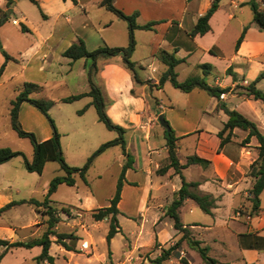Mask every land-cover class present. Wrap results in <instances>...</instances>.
<instances>
[{
	"label": "crops",
	"instance_id": "1",
	"mask_svg": "<svg viewBox=\"0 0 264 264\" xmlns=\"http://www.w3.org/2000/svg\"><path fill=\"white\" fill-rule=\"evenodd\" d=\"M8 1L10 0H0V9L5 10L8 15L4 23L12 24L17 30H20V23H23L30 29L29 32L25 33H32L36 38L35 42H30L24 52H18L16 55L8 53L17 59L16 61H8H27L25 59L27 55H36L44 45H47L49 40L50 42L52 41L53 45H49L48 48L56 49L55 53H59V58H61L63 56L62 51L72 42H76L79 38L84 41L83 37L75 34V32L70 36H62L59 40H56L53 34L47 36L38 34L37 29L29 23L27 13L21 7V0H11L12 2L9 6L7 5ZM89 1L77 0V3L74 4L71 0H37V7L41 12V17L48 19L53 14L61 17L68 11H76V8L85 9L86 3ZM248 1L220 0L218 8L209 19L210 30L202 35L196 34L195 36H190L189 31L198 17L208 9L211 0H112L114 6L119 9L121 8L126 14L137 11L136 22L138 24H144L153 20L160 21L153 26V29L134 30L135 46L131 56L138 46L146 47L147 55L157 61H159L155 56L157 50L174 51L176 56L184 59L174 68L178 81H183L190 75L203 76L207 83L212 86L228 87V90L223 92V98L210 95L207 91L198 87L188 92H183L172 85L171 87L168 86L167 83H170L169 81H165L161 86L154 85L158 83L160 75L166 69L165 64L163 71L156 78L149 75L140 76L144 84L139 89L134 87L130 74L121 65L122 61L117 60V58H120L118 55L112 56L110 59L103 56L98 57V59L101 58L102 64L101 68L96 72L113 99V103L107 109L108 113L110 109L121 103V110H126L125 114L128 120H131V127L136 134L140 133L147 142L152 138L154 139L157 134L163 137L159 144L152 145L149 142L145 148H141V154L143 151L145 153V159H142L141 164H138V157H135L133 162V167L140 165L145 173L142 184L141 211L146 213L149 210H154L151 228L160 242L162 241L158 237V232L165 220L158 221V219L163 215H166V218L169 217L166 214V210L173 200L175 192L181 186V178L179 174L174 172L172 167L163 174L156 172L159 167L158 160L162 158L166 159L167 156V148L163 136L164 127L161 126L162 129H158L156 123L158 121H153V118L157 117L158 109L162 108V101L156 98L154 99V104H151L146 98L145 88L147 84L150 86V80L155 87L168 90L170 95L175 97V99L182 98V101L179 102L181 104H177L171 97L167 106L169 108H167L168 111L179 106L183 112L184 118L182 117V119L184 122L182 124H175L172 122L170 116L168 118L172 123V127H174L175 135L179 137L176 140L179 162L183 164L188 156L197 155L208 159L209 163L207 165L191 163L181 168V172L186 181H198L197 191L202 194H212L216 198V202L215 207L212 208V214H208L211 217V221L209 222H203L202 224L191 222L187 224L183 220L182 210L192 212L194 207H198L197 203L191 198L183 200L179 207V215L182 223L188 226L192 233L194 232V234L199 235V239L193 237L192 234L191 237L199 240L202 246L208 247V254L210 251L215 250L212 257L216 258L219 264H264V246H261V241L264 242V210H262L261 198L260 216L246 221L234 215L237 206L249 203L248 193L254 178L248 175V171L250 164L257 157L256 146L258 145V141L255 136H251L248 142L242 143L241 141L247 135V130L237 127L232 130L230 140L221 146L219 144L220 139L217 136L218 131L228 118L221 104L247 117L264 136V104L260 99H254L252 96L246 95L244 89L245 86L264 71V31L259 29L253 22L252 11L247 4ZM100 2L101 0L97 1L98 4ZM248 10L251 12V15H249ZM12 19H16L17 23H13ZM66 19L69 18L66 17ZM113 22V20H110V22L104 23V26L101 28L105 29L111 26ZM245 25H247V28L244 37L238 47L235 48L236 40ZM142 30H145L146 33L140 32ZM138 32H140V38L137 36ZM144 34L145 37L143 36ZM59 43L61 44L55 48L56 44ZM104 44L107 45L106 43ZM0 46L5 50L1 40ZM63 57L74 61L69 57ZM83 59V65L86 70V60L88 58ZM40 60L39 69L43 70L45 68L46 52L41 55ZM134 62L141 69L143 68L139 62ZM202 64H207L208 66H201ZM152 70L154 71L155 68L153 67ZM180 71L182 73L181 76ZM118 81H121V84ZM87 85L88 88L82 92H86L90 88L88 79ZM255 85L264 91V77L257 80ZM120 86H124V90L128 93V96L122 102L112 93L116 88V91H119ZM132 87L135 89L134 95H130L129 92ZM150 87L152 88L153 86ZM193 114L196 124L190 125L188 120L192 119ZM50 136L47 135L41 140ZM189 137L191 139H188ZM126 141L127 150H130L131 147L133 151L131 154L135 156L138 153L135 140L133 141L132 139L130 141L126 139ZM181 148L184 151L180 155L179 150ZM121 200L122 198L118 202L119 210ZM142 226L143 222L141 221L140 230ZM19 228L24 229L22 227ZM198 229H200V232ZM0 230L8 231V239L10 240H23L19 238L14 239L16 232L12 224L5 223L4 225H0ZM202 235L205 237L202 238ZM207 235L209 238H207ZM176 236H181V233L177 232ZM110 243L112 242L110 241ZM50 247L49 254L52 255ZM33 248L36 251L30 256L35 260V256L41 251V246L35 245L25 249ZM2 249L0 247V251ZM12 249L8 250L6 254L9 251L11 252ZM110 251L109 260L115 264H124V262L118 261L119 256L114 254L112 248H110ZM180 252L183 253L182 250ZM63 253L67 255L74 253V251L63 247ZM5 255L0 260V264H3ZM126 260L130 261L129 257ZM190 261L191 256L188 264H190ZM42 262L48 264L46 260ZM104 262H106V259L103 260V264ZM54 264H56L55 257Z\"/></svg>",
	"mask_w": 264,
	"mask_h": 264
},
{
	"label": "rangeland",
	"instance_id": "2",
	"mask_svg": "<svg viewBox=\"0 0 264 264\" xmlns=\"http://www.w3.org/2000/svg\"><path fill=\"white\" fill-rule=\"evenodd\" d=\"M97 1L90 0L86 3L85 9L76 8V11H68L61 17L53 14L48 19H43L37 5L29 0H21V7L27 13L29 23L37 29L38 34L40 33L44 36L53 34L54 38L59 40L60 37L70 36L75 32V34L83 37L88 50L96 49L98 46L105 45L104 43L107 45H126L127 24L125 20L118 18L113 12L98 4ZM249 13L251 15L250 11ZM66 17L69 19H66ZM110 20L114 21L113 24L102 29L101 27L104 26V23H108ZM140 32L146 33L145 30ZM140 32L137 34L138 38H140ZM143 36L145 37V34ZM0 40L8 53L16 55L18 52H24L30 42H35L36 38L32 33L17 30L15 26L6 22L1 25ZM60 44H56L55 48ZM49 45H53L50 40L36 55H27L25 57L27 61L25 62L7 61L0 74V146H9L14 150L23 152L28 159L32 158L33 146L30 140L17 136L11 127L9 116L11 100L19 92L23 83L30 81L37 83L41 88L31 92L29 96L55 101L48 109V114L54 120L60 134L63 158L69 165L82 166L87 157L101 143L114 139L118 136V133L115 129H108L103 122L98 120L96 109L93 105H89L82 113H78V110L90 102L91 97L84 96L71 102L60 101L62 97L82 92L88 88L87 68L89 67L90 59L86 60L85 70L83 58L74 61L68 60L63 56L59 58V53H55L56 49L48 48ZM45 52L46 61L45 63L43 62L45 68L41 70L39 69L40 58ZM106 58L110 59V57ZM3 59L0 51V66L3 63ZM100 59L96 61L98 69L101 68L102 64ZM131 59L143 66L142 69L138 65L136 66L139 78L143 75L156 78L165 67L163 63L150 58L146 53V47L143 46H138ZM117 60L121 62L120 58H117ZM121 65L131 76V72L122 63ZM153 67L155 68L154 71L152 70ZM206 78L208 77L206 76ZM95 81L101 89L107 112V109L113 103V99L98 74L95 75ZM118 82L121 84V81ZM132 82L137 89L144 84V82L135 83L133 80ZM149 83L153 87L146 85L147 100L151 104H154V99L156 98L162 101V108L158 109L159 112L157 114H166L165 116H168L166 120L171 127L172 123L168 119L169 116L175 124H182L184 122L182 119V108L178 106L173 110H167L169 99L172 97L168 90L155 87L154 85L156 84L153 85L150 80ZM167 85L171 87L170 83H167ZM119 88V91H116L117 88L115 90L112 89L115 91V93L114 91L112 93L122 102L128 96V93L124 90V86ZM132 89L133 87L129 91L130 95L135 94V89L131 92ZM120 91L121 93H119ZM172 98L177 104H181L179 103L182 101L181 97ZM121 105L120 103L110 109L107 115L113 123L126 129V139L135 140L138 153L133 158L135 160V157H138V164H141L142 159H145V153L143 151L141 154V148H145L149 142L152 145L159 144L163 137L157 134L154 139L152 138L147 142L140 133L136 134L131 127V120H128L125 114L126 110H121ZM18 120L24 130L35 134L37 140H41L47 135H52V128L46 116L29 102L24 101L20 104ZM153 121H158L156 116ZM188 121L190 125L196 124L194 114L192 119ZM156 123L157 128L162 129L160 123ZM172 128L174 129V127ZM188 139H191V137ZM129 151L133 152L131 147ZM183 151L184 149L181 148L179 154H183ZM23 161V156L17 155L0 164V206L10 200L23 198L33 197L42 200L51 178L64 174L57 161H48L41 174L27 171L24 168ZM123 162L124 156L121 146H110L93 160L86 173L87 183H84L76 176L74 185L70 186L61 183L50 196V204L56 208L60 217L55 230L65 233L71 232L76 236L79 235L77 236L78 238L71 241L65 239L75 248L74 253L67 255L63 253V247L59 245L60 243L56 242V237L54 235L50 236L53 241L50 253L55 257L56 264H103L105 259L106 262L104 264H115L108 258V248H112L114 254L119 256L118 261L124 262V264H152L151 260L159 255L161 248H168L180 237L176 236L177 231L172 226V219L170 217L166 218V215L160 216L158 219V221L165 220L158 232V237L162 242L154 235L151 228L154 210H149L145 213L140 208L145 173L139 165L129 168L125 173L121 190L122 200L117 215L121 229L113 236L111 239L112 243L108 246L105 237L109 220L107 217L102 220H94L92 211L97 207L109 204V200L115 192ZM164 162L165 158L159 159V166ZM260 198L262 210H264V193L261 194ZM39 209L43 211L45 206H40ZM260 210L257 216H260ZM237 211L240 212V215L236 214ZM248 211L249 203L247 205L242 204L236 207L234 215L247 221L249 219L245 218L244 214H247ZM182 218L187 224L191 222L202 224L203 222L211 221V217L198 207H194L192 212L182 210ZM46 220V215L37 213L35 207L28 203L18 204L0 215V225L5 223L12 224L16 232L14 239L23 240L41 235L47 228ZM141 221L143 226L140 230ZM198 231L200 232V229ZM8 234V231L0 230V237L9 238ZM191 234L199 239L198 234H194V232H191ZM201 237L205 236L202 235ZM207 238H209L208 235ZM82 240H86L89 244L87 249L80 248ZM261 246H264L262 241ZM189 249L190 247L186 241H182L180 247L172 251L171 259L164 261L163 264H188L190 256V264H204L197 250L191 248L189 251ZM181 250L183 253L180 252ZM35 251L34 248H13L11 252L9 251L5 255L3 264H36V261L30 256ZM213 252L215 250L210 251L209 255L213 256ZM127 257H129L130 261L126 260ZM39 264L44 263L40 261Z\"/></svg>",
	"mask_w": 264,
	"mask_h": 264
},
{
	"label": "trees",
	"instance_id": "3",
	"mask_svg": "<svg viewBox=\"0 0 264 264\" xmlns=\"http://www.w3.org/2000/svg\"><path fill=\"white\" fill-rule=\"evenodd\" d=\"M34 4H38L37 0H30ZM74 4L77 3V0H71ZM220 0H211L210 6L208 9L198 17L195 24L192 26L189 31L190 36H195L196 34H204L210 30L209 19L214 11L218 8ZM12 1H8L7 5ZM101 6H104L107 10L113 12L116 16L122 18L127 22L128 26V44L126 46H108L102 45L93 50H88L85 46L84 41L79 38L76 42H72L67 48L62 51V55L76 60L79 58H88L91 60V64L87 69V79L89 83V90L86 92H80L77 94H71L65 97H62L60 101L62 102H71L73 100L80 99L84 96H90L91 101L89 104L85 105L82 109L78 110V113H82L89 105H93L96 109L98 120L103 122L108 129H115L118 133V136L114 139L108 140L101 143L97 149L87 157L86 161L82 166H72L69 165L62 156V150L60 145V134L55 126L54 120L48 114V109L55 103L52 99H37L29 96L33 91H36L41 88L40 85L34 82L26 81L23 83L21 89L16 94L14 99L11 100V107L9 110L10 124L12 129L16 132L17 136L22 138H28L33 146L32 158L28 159L23 152L19 150H14L9 146H0V164L8 161L10 158L22 155L24 168L30 172H37L41 174L45 164L48 161H57L60 168L64 171L62 175H56L51 178L49 185L47 187L46 193L42 200L36 198L28 199H18L10 200L7 203L0 206V215L5 211L9 210L15 205L21 203H28L35 207L37 213H42L47 216V228L42 234L38 237L30 238L27 240H10L8 238L0 237V247L3 249L0 251V260L8 252V250L16 247L31 248L35 245L41 246L40 253L35 256L36 264L39 261L46 260L48 264H54V257L49 254V247L52 243L51 235L56 237V242L60 243L65 249L75 251L73 245H71L65 239L69 241L78 238L73 233L58 232L55 230V226L60 221V217L56 211V208L53 207L50 202V196L56 191L57 187L61 183L67 185H74L75 178L78 176L84 183H87L86 173L90 168L95 157L103 152L106 148L113 145H120L122 153L124 156V162L121 165V172L119 174L116 189L114 194L109 200V204L102 207H97L92 211V217L94 220H102L108 218L109 226L106 233V242L109 246L113 236L120 231V224L118 221V202L121 198V190L123 182L125 179V173L128 168L133 167L134 158L130 151L127 150L126 145L127 141L125 138L126 129L122 126L115 124L111 121L106 112V104L101 92L100 87L95 81V75L98 70L96 61L98 57H112L120 56L122 64L131 72L132 80L135 83H143V81L138 76V71L136 68V63L131 59V54L135 46V29H153L154 25L159 20H153L146 22L144 24H138L136 22L137 11H134L131 14L124 13L121 9L114 6L112 0H101L99 3ZM251 11L253 22L259 27V29L264 31V0H249L247 2ZM8 15L5 10L0 9V26L7 20ZM247 25L244 26L242 32L236 40L235 48L238 47L240 42L244 37L245 30ZM20 30L22 32H29L30 29L23 23H20ZM0 51L4 57V61L0 66V74L3 71V68L8 60L16 61L8 52L0 46ZM155 56L157 59L166 65V69L162 72L158 79L156 85L161 86L165 81H169L171 85L183 92H188L195 87L204 89L210 95L219 97L221 92L227 91L228 87H218L212 86L207 83L205 77L200 75H190L183 81H178L176 78V72L174 70L175 66L183 61V58L176 56L175 52H169L165 49H159L156 51ZM201 66H208L207 64H202ZM264 77V71H262L253 81H251L247 86L244 87L245 93L248 96H252L254 99H260L264 104V91L256 87V82L260 78ZM148 82V81H146ZM133 92V89L131 90ZM29 102L40 110L47 118L51 128L52 135L44 140H37L33 132L24 130L21 127V124L18 120V110L22 102ZM222 109L227 114L228 118L223 123L222 128L218 131L217 136L220 139V146L225 142L229 141L232 135V130L234 128H240L247 130V135L243 142H248L251 136H255L258 145L257 157L252 161L249 167L248 175L254 178V181L249 189L250 195L249 200V214L251 217L258 215L260 209V194L264 191V136L258 130L256 125L250 121L247 117L239 113L234 109H228L225 105L221 104ZM163 136L165 139V146L167 148V156L165 162L160 165L156 172L158 174L165 173L170 167L174 169V172L179 174L181 178V186L175 192V196L171 203L168 205L166 214L172 219L173 228L181 233V236L178 240L170 245L168 248H162L160 254L153 258L152 264H163V262L169 259L172 255V251L180 247L182 241H186L187 245L191 248H194L199 253L204 264H219L217 259L208 254V247L202 246L200 241L191 237L190 228L184 225L181 221L179 215V207L186 198L193 199L198 207L207 214H212V208L215 207L216 198L212 194H202L197 191L198 181H186L184 175L181 172V168L187 166L191 163H200L207 165L209 163L208 159L199 157L197 155H191L186 158L185 163L181 164L177 156V143L176 140L179 138L175 135L173 128L167 130L163 128ZM40 206H45V210L41 211ZM111 251L108 248V256H110ZM254 264V263H248Z\"/></svg>",
	"mask_w": 264,
	"mask_h": 264
},
{
	"label": "built area",
	"instance_id": "4",
	"mask_svg": "<svg viewBox=\"0 0 264 264\" xmlns=\"http://www.w3.org/2000/svg\"><path fill=\"white\" fill-rule=\"evenodd\" d=\"M12 22L13 23H17V20L16 19H12ZM223 96H224V93L221 92L220 95H219V97L220 98H223ZM249 195H250V192L248 193V196ZM236 214L237 215H240V212L237 211ZM244 217L247 218V219H251V216L249 214H244ZM88 247H89V244L86 241H82L81 242V247H80L81 249H87Z\"/></svg>",
	"mask_w": 264,
	"mask_h": 264
},
{
	"label": "water",
	"instance_id": "5",
	"mask_svg": "<svg viewBox=\"0 0 264 264\" xmlns=\"http://www.w3.org/2000/svg\"><path fill=\"white\" fill-rule=\"evenodd\" d=\"M157 120L160 123V125L162 127H164L165 129L168 130L170 128V125H169L168 121L166 120L163 113L157 114Z\"/></svg>",
	"mask_w": 264,
	"mask_h": 264
}]
</instances>
